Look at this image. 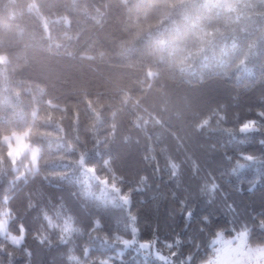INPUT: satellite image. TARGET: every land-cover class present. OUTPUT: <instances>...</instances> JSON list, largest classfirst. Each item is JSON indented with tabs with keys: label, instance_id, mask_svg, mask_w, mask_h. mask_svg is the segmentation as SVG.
<instances>
[{
	"label": "trees",
	"instance_id": "trees-1",
	"mask_svg": "<svg viewBox=\"0 0 264 264\" xmlns=\"http://www.w3.org/2000/svg\"><path fill=\"white\" fill-rule=\"evenodd\" d=\"M262 112L264 0H0V220L26 229L19 247L0 235V264H164L146 241L201 264L243 226L264 242ZM12 132L39 148L35 170L10 159ZM242 154L256 162L234 173ZM113 183L128 206L105 203ZM132 227L135 245L115 240Z\"/></svg>",
	"mask_w": 264,
	"mask_h": 264
},
{
	"label": "snow or ice",
	"instance_id": "snow-or-ice-1",
	"mask_svg": "<svg viewBox=\"0 0 264 264\" xmlns=\"http://www.w3.org/2000/svg\"><path fill=\"white\" fill-rule=\"evenodd\" d=\"M258 116L264 117V112L258 113ZM204 123L207 124V121H205ZM238 130L241 134L246 135L254 131H260V126L258 125L257 121H254V120L244 121L243 123L239 125ZM262 143H264V141H262ZM240 159L248 163H241L238 161L236 168L233 169L234 173L256 162V158L252 154H242L240 156ZM83 163L84 161L81 160V164ZM105 163L107 164L108 162L106 161ZM170 167L172 169L171 174L173 176L177 175L179 165H177L176 163H171ZM87 171L95 172V168L89 167ZM146 179H147L146 177H141L142 181ZM84 183L87 184L88 183L87 180H85ZM105 183H107V181H105ZM217 187L218 185H216L215 183H212L209 190L210 191L215 190L217 189ZM112 188L116 192L120 193L119 203H117L114 199H110V198L106 199L105 203H110L113 206H128L130 203V193H123L120 188L116 187L115 183L112 184ZM84 195L87 197V196H91L92 194L91 192L85 190ZM105 196L107 197L108 194L105 193ZM97 198L100 199V197H97ZM4 203L5 204L8 203L7 197L4 198ZM183 207L184 205L182 202V209ZM5 213L10 214L11 209H6ZM183 214L187 221L191 220V217H192L191 209L183 211ZM57 216H61L60 211H57ZM44 219L49 222L50 227H58V225H56L51 220V218L47 215V213L44 214ZM63 219H64V227L62 229V233H70L73 227L71 223V220H72L71 216L69 215L67 217H64ZM131 220L134 221L135 217L134 216L131 217ZM203 220L205 223H208L207 216L203 217ZM6 224H7V220L0 222V229H2L4 225ZM18 227H19V235L9 237L11 242L16 247H19L21 245V243L23 242L24 236H25V232H26V229L24 228L23 224H20ZM100 227H102V225L99 222V220H94L91 230L95 231L97 228H100ZM259 227L262 231H264V220L259 221ZM137 231L138 230L135 227H132L131 228L132 239H125L117 235L115 236V240L119 241L125 247H130L132 245H135L137 243V240L135 238ZM231 231L233 232V235L230 238L225 236V233L223 230L218 231L215 234V238L212 239L209 243V248L213 249L215 260L209 258L206 264H223V262L225 261H227L228 264H264V242L253 241L252 236H251L252 229H250L247 226H243L240 230L232 228ZM47 239L48 238L46 236L41 237L39 242L43 244L45 243ZM61 239L63 242L65 243L67 242L66 240L63 239V234L61 236ZM48 242L50 243V241ZM179 242H180L179 239H177L176 244H179ZM217 245H219V247H216ZM166 246L168 248L173 247L171 243L167 244ZM152 247H153V243L151 242L146 241V242L139 243V248L143 250H148ZM88 251H89L88 249H85V252H84L85 256L88 255ZM25 252L28 256H31L30 251L25 250ZM173 255H175V253H173ZM156 258L160 261H163L164 264H168V258L159 255L158 252L156 254ZM69 259H77V257L73 256V257H69ZM187 260L189 261V264H191L192 257L189 256ZM98 264H110V258L100 259Z\"/></svg>",
	"mask_w": 264,
	"mask_h": 264
},
{
	"label": "rangeland",
	"instance_id": "rangeland-1",
	"mask_svg": "<svg viewBox=\"0 0 264 264\" xmlns=\"http://www.w3.org/2000/svg\"><path fill=\"white\" fill-rule=\"evenodd\" d=\"M2 141L7 146L8 155H9L10 159L14 162L15 165H16V161L19 160L20 156L25 154V153H27L29 160L25 164L26 171H32V170H35L37 168V158H38V155H39V148L37 146H35V145L32 146L26 140V133L25 132L24 133L12 132V133L6 134V135H4L2 137ZM5 220L6 219H1L0 222L5 221ZM0 235H1V237L5 238L9 242H11L9 237L10 236H16V235H19V234L10 233L9 231H7L6 225H4V227L2 229H0ZM226 237L230 238L232 236H226ZM216 247H219V245H217ZM150 249H151V251L153 252V254L155 256H156V254L158 252L159 255L164 256V257L168 258V260H169V257L164 255L160 251L155 250L154 247H152ZM150 249H148V250H150ZM209 258L215 260L214 253ZM208 260H206L205 262H203L201 264H206V262ZM223 264H228V262L225 261V262H223Z\"/></svg>",
	"mask_w": 264,
	"mask_h": 264
}]
</instances>
